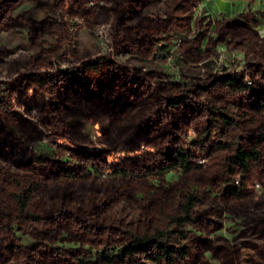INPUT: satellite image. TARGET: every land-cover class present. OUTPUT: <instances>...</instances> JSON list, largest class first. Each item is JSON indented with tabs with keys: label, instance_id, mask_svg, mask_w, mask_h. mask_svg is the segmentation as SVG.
Listing matches in <instances>:
<instances>
[{
	"label": "rangeland",
	"instance_id": "rangeland-1",
	"mask_svg": "<svg viewBox=\"0 0 264 264\" xmlns=\"http://www.w3.org/2000/svg\"><path fill=\"white\" fill-rule=\"evenodd\" d=\"M0 264H264V0H0Z\"/></svg>",
	"mask_w": 264,
	"mask_h": 264
},
{
	"label": "trees",
	"instance_id": "trees-1",
	"mask_svg": "<svg viewBox=\"0 0 264 264\" xmlns=\"http://www.w3.org/2000/svg\"><path fill=\"white\" fill-rule=\"evenodd\" d=\"M251 152L247 153L244 151H239L238 156L242 159L245 160L248 155H250ZM175 167L182 168L184 170H190V164L188 162V154L185 152H179L177 155V159L172 162V164L167 165L165 167H162L164 171H169L174 169ZM120 172H124L128 174L129 172L125 169H122ZM29 194H24V193H17L16 194V200L18 207L20 211H24L28 205L29 202ZM200 200V197L196 195L195 193H189L185 196L184 202L182 203V213L178 214L173 217V221L176 223H183L184 221L190 219L192 217V212L194 210L195 205L198 203ZM158 234L155 235V237H136L134 239V242L136 244H146L147 242H154L158 244L159 251L156 252L153 256L152 259L154 261H158L161 258H164L167 262H172L173 256L176 252H179V254L183 255L184 252L186 251L185 248H181L179 251L175 249L173 245H166L162 243L159 239H157Z\"/></svg>",
	"mask_w": 264,
	"mask_h": 264
},
{
	"label": "built area",
	"instance_id": "built-area-1",
	"mask_svg": "<svg viewBox=\"0 0 264 264\" xmlns=\"http://www.w3.org/2000/svg\"><path fill=\"white\" fill-rule=\"evenodd\" d=\"M237 182H239V181L237 180ZM256 188H260V184H256Z\"/></svg>",
	"mask_w": 264,
	"mask_h": 264
}]
</instances>
